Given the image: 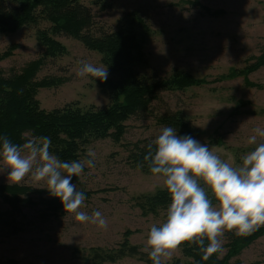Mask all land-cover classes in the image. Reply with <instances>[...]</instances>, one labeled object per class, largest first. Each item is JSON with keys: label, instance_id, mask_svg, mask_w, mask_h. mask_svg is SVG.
I'll list each match as a JSON object with an SVG mask.
<instances>
[{"label": "rangeland", "instance_id": "1", "mask_svg": "<svg viewBox=\"0 0 264 264\" xmlns=\"http://www.w3.org/2000/svg\"><path fill=\"white\" fill-rule=\"evenodd\" d=\"M81 1L91 7L96 22L108 28L135 17V24L145 37L148 72L169 76L176 70H184L204 79L205 83L186 91L161 92L154 101L153 112L138 114L125 122L123 145L111 139L97 140L89 145L87 153L89 150L95 152V167L86 166L79 181L73 183L77 188L95 192L86 198L81 210L88 213L101 211L107 220V228L76 221L75 214L69 212L44 221L38 215L43 205L22 206L25 216L18 217L21 229L17 233H11L7 220L0 219V264H81L77 256L85 249L116 247L128 229L133 231L128 240L146 251L148 231L153 224L166 219V210L159 214L154 211L143 213L138 200L146 194L164 190L163 178L133 167L127 146L140 140L155 139L163 128L156 122L157 117L166 110L182 112L192 136L208 144L221 159L234 166H238L241 157L254 147L247 143L253 129L264 128V89L251 85L264 86V66L247 77L231 75L261 53L264 0H200L212 9L225 10L220 17L205 14L183 0ZM47 23L42 21L39 26L44 27ZM38 29L28 26L13 33H0L1 49L12 52L1 62L7 76L21 72L43 52L36 38ZM57 38L66 46V54L45 59L36 79L56 76L63 82L39 89L37 98L41 106L53 109L73 101L82 107L109 106L112 100L97 80L76 75L81 61L105 67L101 55L67 34ZM261 140L264 138L258 137V142ZM89 158L83 155L81 160ZM4 183L31 186L35 190L47 186L46 181L36 182L30 176L14 182L8 179L6 171L0 173V184ZM32 197L39 201L36 193ZM10 209L11 205L0 198V213ZM225 231L220 237L221 256L227 251ZM176 258L181 264L192 260L184 255L180 246L166 262ZM236 261L264 264V235L232 258L231 263ZM114 264L145 263L126 258Z\"/></svg>", "mask_w": 264, "mask_h": 264}, {"label": "trees", "instance_id": "2", "mask_svg": "<svg viewBox=\"0 0 264 264\" xmlns=\"http://www.w3.org/2000/svg\"><path fill=\"white\" fill-rule=\"evenodd\" d=\"M183 2L198 7L203 13L213 17L225 14V10L212 9L200 0ZM42 21H47V25L39 26ZM28 26H35L37 29L39 26L36 38L43 52L24 66L21 72L10 76L4 73L1 62L12 52L0 47V135H7L17 144H23L26 138L32 136L49 137L52 141L51 151L62 160H81L83 155H87L89 145L97 140L111 139L123 145L122 138L127 129L125 122L138 114L153 112L152 106L161 92L186 91L205 83L204 79H198L184 70H176L169 76L148 72L145 37L136 26L135 17L118 22L114 28H108L96 22L91 7L81 0H0V33H13ZM60 34L78 39L87 49L101 55V61L108 67L109 75L107 80L97 81L112 100L109 106L82 107L75 101L53 109L41 106L37 98L39 89L63 82L62 78L56 76L36 79L45 59L66 54V46L57 38ZM263 66L264 44L260 55L253 56L243 69L238 70L239 72L232 71L231 75L235 77L236 74H242L247 77ZM251 85L264 89L262 85ZM156 122L163 127L177 128L179 134L193 135L182 112L166 110L157 117ZM153 140L144 139L127 146L128 159L133 167L151 173L144 156ZM216 141L221 143L219 139ZM77 181L79 177H73L72 182ZM77 189L83 191L86 198L95 193L83 188ZM34 193L39 196V201L32 197ZM142 197L137 200L143 213L154 211L159 214L161 210H167L170 202L166 190ZM0 198L12 207L9 211L0 213V219L7 220L10 224L11 233H17L21 229L18 217L25 216L22 206L43 205L38 215L44 221L68 213L64 211L59 198L50 196L47 189L35 190L31 186L4 183L0 184ZM131 233L133 231L126 230L123 241L116 247L92 246L79 256L76 250L75 255L81 264H114L126 258L151 264L147 251L128 240ZM263 235L264 227L247 236H237L234 230H226V254L221 256V253H214L207 260L203 259V253L194 243L185 242L180 248L185 256L192 259L186 264H233L232 258ZM166 264H181V260L176 258ZM234 264L240 263L236 261Z\"/></svg>", "mask_w": 264, "mask_h": 264}, {"label": "clouds", "instance_id": "3", "mask_svg": "<svg viewBox=\"0 0 264 264\" xmlns=\"http://www.w3.org/2000/svg\"><path fill=\"white\" fill-rule=\"evenodd\" d=\"M76 75L105 81L109 70L81 61ZM258 137L264 138V128L259 126L247 139L254 147L234 166L191 134H179L172 126L161 129L144 156L149 171L163 178L170 198L166 219L153 224L147 234L151 264H166L185 242L199 246L207 260L223 252L220 237L225 230L247 236L264 227V140L258 142ZM51 148L46 136H32L17 144L0 135V173L6 171L14 182L29 176L36 182L46 181L48 194L59 198L64 211L74 213L76 221L107 228L101 211L81 210L86 196L72 182L86 166L95 167V152L89 150L87 160L68 161Z\"/></svg>", "mask_w": 264, "mask_h": 264}]
</instances>
